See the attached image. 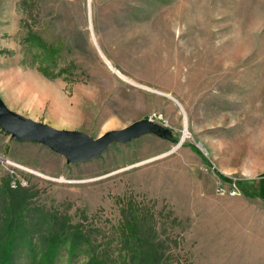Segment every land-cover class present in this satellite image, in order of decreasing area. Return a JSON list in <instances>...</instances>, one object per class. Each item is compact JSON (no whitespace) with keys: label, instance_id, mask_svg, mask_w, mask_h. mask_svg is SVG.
<instances>
[{"label":"rangeland","instance_id":"obj_1","mask_svg":"<svg viewBox=\"0 0 264 264\" xmlns=\"http://www.w3.org/2000/svg\"><path fill=\"white\" fill-rule=\"evenodd\" d=\"M0 99L92 140L151 114L165 121L76 164L0 131V221L1 206L12 217L9 201L24 202L13 264H256L238 252L250 245L239 231L255 237L253 214L216 172L250 180L248 196L264 202V0H0ZM5 159L28 172L23 195L2 197L19 189ZM60 225L95 251L41 261Z\"/></svg>","mask_w":264,"mask_h":264},{"label":"water","instance_id":"obj_2","mask_svg":"<svg viewBox=\"0 0 264 264\" xmlns=\"http://www.w3.org/2000/svg\"><path fill=\"white\" fill-rule=\"evenodd\" d=\"M158 128L148 120H140L124 129L107 132L92 140L80 132L57 130L29 120L9 110L0 99V131L19 142L41 144L63 156L71 164L90 161L100 156L113 142L123 144Z\"/></svg>","mask_w":264,"mask_h":264},{"label":"trees","instance_id":"obj_3","mask_svg":"<svg viewBox=\"0 0 264 264\" xmlns=\"http://www.w3.org/2000/svg\"><path fill=\"white\" fill-rule=\"evenodd\" d=\"M216 175L222 182L234 185L236 187V189L241 194L246 195V196L248 195V191L245 190V188H244V186H245L244 183H248V182L232 180L231 178H228V177H226V176H224L218 172H216ZM24 193H25V191L22 190L21 188H19L18 190L5 189L2 192V197L3 196L7 197L9 194H10V196L14 195V197H15V195L20 196V195H23ZM23 203H24L23 199L22 200L13 199L12 201H9L8 205H9L10 209L13 210L15 213H17L16 215L13 214L12 217H10L12 215V212L10 210H9V213L7 215L5 214L6 213V203L3 206H1L2 207L3 220L0 221V240H1L0 241V243H1L0 244V264H13V262H11V260H10L12 257L11 254H12L13 250L16 248L15 246H17L18 244H21L24 241V239H22L23 237L21 235L22 230L17 225V224H19L20 219L23 217V215H22V213H23L22 208L24 206ZM137 220H138V217L136 216V218L132 220V223L130 221V223L127 226H124L127 237H128V233H130V235H131V230H130L131 225L135 227L134 234L138 236L137 230L139 229V227H138V224H136ZM54 222H55V220H54ZM66 229H68V230L65 231ZM58 230H60V232ZM83 232L84 231H82L80 228H75L74 231H72V230L70 231L68 226H67V228L64 225L55 226L54 229L52 230L51 235L48 238H45L43 241L44 248L41 251V261H45V260L50 261V259L52 258V255H55V257L58 258V255L60 254L62 249L66 248L67 246L69 247L70 254L72 256H75V257L80 252H82L83 250H86L88 252L89 251L94 252L95 246L87 238L88 235L83 233ZM131 237H132V235H131ZM18 240H21V242L19 243ZM122 242L124 243L125 246H127L125 243V240H124V236H123ZM4 246H6V247L3 248ZM138 246L141 248L140 245H138ZM130 249L132 250V247H130ZM129 256L130 257H128L124 261V264H132L133 256L132 255H129ZM149 258H150V256L144 257L145 260L142 259L141 264H144L143 261L145 263H148ZM106 259H99L98 264H103V262H105ZM152 259H153V263H151V264L159 263V260H160L159 258L152 257ZM92 260H94V259L91 258V261ZM112 261L114 262L115 260H112ZM138 263H140V260L138 261Z\"/></svg>","mask_w":264,"mask_h":264},{"label":"crops","instance_id":"obj_4","mask_svg":"<svg viewBox=\"0 0 264 264\" xmlns=\"http://www.w3.org/2000/svg\"><path fill=\"white\" fill-rule=\"evenodd\" d=\"M263 180L264 178H260L258 180L259 181L258 183L262 182ZM246 181L248 183L251 182L250 180H246ZM260 186L261 188L258 194L259 198L261 197L262 194H264V184H260ZM242 200L246 202V204L243 205L246 207H245V210L243 211V214L240 212L239 214H242L244 218H246L247 215L253 214V217H252L253 223L249 227L255 234V237L251 238L250 236L252 235L250 236L247 235V232L239 231L245 237L250 238L248 239L250 241V245L247 246V240L244 239L243 245H242V248H244V251L240 252L238 250V252L242 253L245 259L250 260V261H256L254 263L259 264L260 261H264V202L261 199V203L259 204L256 198L250 197L248 195L247 196L244 195ZM227 235L229 236V232H227Z\"/></svg>","mask_w":264,"mask_h":264},{"label":"built area","instance_id":"obj_5","mask_svg":"<svg viewBox=\"0 0 264 264\" xmlns=\"http://www.w3.org/2000/svg\"><path fill=\"white\" fill-rule=\"evenodd\" d=\"M148 121L151 123H155V122H165L163 117L160 114H151L148 118ZM5 168L8 167L7 169V175L9 176V187H11L12 189H16V188H25L28 186L27 181L21 177L18 174V171H22L25 173H28L26 171H24L23 167L15 164L9 160H4L3 162ZM239 193V191H237ZM237 192L233 191V195L238 194Z\"/></svg>","mask_w":264,"mask_h":264},{"label":"bare ground","instance_id":"obj_6","mask_svg":"<svg viewBox=\"0 0 264 264\" xmlns=\"http://www.w3.org/2000/svg\"><path fill=\"white\" fill-rule=\"evenodd\" d=\"M185 137H186V135H185Z\"/></svg>","mask_w":264,"mask_h":264}]
</instances>
